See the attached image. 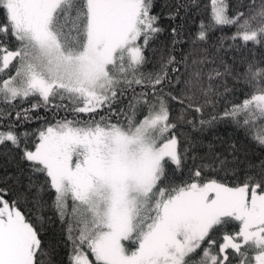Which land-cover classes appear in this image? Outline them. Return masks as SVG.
Masks as SVG:
<instances>
[{
    "label": "snow or ice",
    "instance_id": "1",
    "mask_svg": "<svg viewBox=\"0 0 264 264\" xmlns=\"http://www.w3.org/2000/svg\"><path fill=\"white\" fill-rule=\"evenodd\" d=\"M156 6L0 0V264H264V0Z\"/></svg>",
    "mask_w": 264,
    "mask_h": 264
},
{
    "label": "trees",
    "instance_id": "2",
    "mask_svg": "<svg viewBox=\"0 0 264 264\" xmlns=\"http://www.w3.org/2000/svg\"><path fill=\"white\" fill-rule=\"evenodd\" d=\"M165 0H157V6L154 9L155 12L160 13L162 17V23L166 28H169L171 25L167 20H165L163 17L165 13L168 11V9L163 7ZM171 3H175L176 0H169ZM230 3L234 4L235 0H230ZM200 9L199 11H194L190 14V17H194L195 21L198 22L200 19L207 20L208 13H209V6H210V0H199ZM181 15H184L183 11L181 12ZM183 22L186 25L187 29H195L196 24L193 22L192 18H186L184 21H180L179 18L177 19V23ZM226 33H230L231 29H225ZM215 36H218L219 33H214ZM169 43L168 40V34L166 33L163 37H161L160 41L157 42L158 48H163L165 45ZM151 55V54H150ZM152 65L149 64L148 68L151 69ZM238 89H241L239 91H236L232 99L234 102L239 103L244 98V91L242 90L244 88L243 85H237ZM221 109L223 108V104L220 106ZM244 140L243 134L232 127L229 124H220L218 125L214 130L206 133L204 137L205 146L208 143H212L216 146L217 151H223L225 148L228 147L231 143H241ZM252 159H256L260 156L259 150H255V155H252V149L250 148L249 152ZM15 168L12 166H7V172L9 174L15 173ZM5 172V162L2 158H0V176L4 175ZM45 215H51V213H45ZM60 225L58 222L53 221L51 225L48 226L47 231L44 235V238L46 242L48 243H57L60 238ZM58 255L55 257L57 261L65 260L66 259V250L63 248V245L58 246Z\"/></svg>",
    "mask_w": 264,
    "mask_h": 264
}]
</instances>
